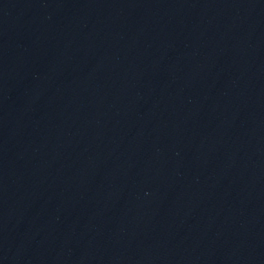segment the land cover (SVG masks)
Instances as JSON below:
<instances>
[{
  "label": "water",
  "instance_id": "95a60500",
  "mask_svg": "<svg viewBox=\"0 0 264 264\" xmlns=\"http://www.w3.org/2000/svg\"><path fill=\"white\" fill-rule=\"evenodd\" d=\"M0 264H264V0H0Z\"/></svg>",
  "mask_w": 264,
  "mask_h": 264
}]
</instances>
